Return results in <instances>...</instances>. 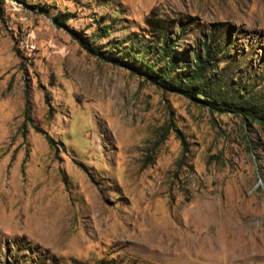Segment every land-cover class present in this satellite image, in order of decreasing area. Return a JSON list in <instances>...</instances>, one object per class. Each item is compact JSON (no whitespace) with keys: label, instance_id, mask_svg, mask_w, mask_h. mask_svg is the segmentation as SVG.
I'll list each match as a JSON object with an SVG mask.
<instances>
[{"label":"rangeland","instance_id":"obj_1","mask_svg":"<svg viewBox=\"0 0 264 264\" xmlns=\"http://www.w3.org/2000/svg\"><path fill=\"white\" fill-rule=\"evenodd\" d=\"M151 10L264 102V0H0V264H264V125L106 61Z\"/></svg>","mask_w":264,"mask_h":264},{"label":"trees","instance_id":"obj_2","mask_svg":"<svg viewBox=\"0 0 264 264\" xmlns=\"http://www.w3.org/2000/svg\"><path fill=\"white\" fill-rule=\"evenodd\" d=\"M144 24L148 31L142 39L131 40L124 49L117 48L119 57L106 61L129 69L159 90L182 95L210 112L232 114L264 125V102L259 104L248 98L244 87L231 88L228 82L221 81L223 67L219 68L217 62L221 51L216 50L208 36L198 47L187 50L179 46L183 33H171L155 10L148 13ZM47 140L52 147V140Z\"/></svg>","mask_w":264,"mask_h":264}]
</instances>
